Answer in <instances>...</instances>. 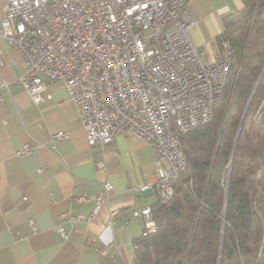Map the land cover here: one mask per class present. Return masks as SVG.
I'll return each instance as SVG.
<instances>
[{
  "label": "built area",
  "instance_id": "2783aa9c",
  "mask_svg": "<svg viewBox=\"0 0 264 264\" xmlns=\"http://www.w3.org/2000/svg\"><path fill=\"white\" fill-rule=\"evenodd\" d=\"M189 2L6 0L0 17V37L22 52L26 66L17 82L32 101L51 100L52 86L62 83L78 106L90 146H105L119 134L138 136L153 148L155 159L151 180L132 190L155 188L165 200L175 195V184L188 168L182 136L215 118L231 78L242 70L226 33L220 55L209 62L202 59L189 37L198 23ZM10 85L2 87L9 90ZM254 117H264V98ZM31 150L26 143L16 154ZM188 184L193 187L194 179ZM113 190L110 180L104 182L91 218L109 202ZM132 216L143 220L142 238L157 231L150 205L137 208ZM29 221L36 229L34 218ZM56 228L67 237L62 223Z\"/></svg>",
  "mask_w": 264,
  "mask_h": 264
},
{
  "label": "crops",
  "instance_id": "0c3cea01",
  "mask_svg": "<svg viewBox=\"0 0 264 264\" xmlns=\"http://www.w3.org/2000/svg\"><path fill=\"white\" fill-rule=\"evenodd\" d=\"M189 5L198 17L189 37L202 59L212 61L221 53L226 21L235 20L246 2L190 0ZM5 6L0 0V17ZM25 66L21 50L0 37V264H135L144 223L132 214L159 197L155 188L132 187L151 180L153 148L135 134L90 146L78 106L63 84L52 86L51 100L36 104L17 82ZM5 82H11L9 90L2 87ZM58 132L67 136L55 138ZM26 143L31 152L18 156ZM107 180L114 184L109 202L91 218L94 198ZM82 195L88 199L77 200Z\"/></svg>",
  "mask_w": 264,
  "mask_h": 264
},
{
  "label": "trees",
  "instance_id": "16d2710c",
  "mask_svg": "<svg viewBox=\"0 0 264 264\" xmlns=\"http://www.w3.org/2000/svg\"><path fill=\"white\" fill-rule=\"evenodd\" d=\"M245 2L246 9L226 21V36L242 63L234 102L239 115L225 124L216 112L212 121L182 136L188 168L175 184V195L151 205L158 228L141 240L135 264H264V194L241 174L254 140L244 122L235 144L240 111L264 66V0ZM262 150L264 132L252 155Z\"/></svg>",
  "mask_w": 264,
  "mask_h": 264
},
{
  "label": "rangeland",
  "instance_id": "374dc122",
  "mask_svg": "<svg viewBox=\"0 0 264 264\" xmlns=\"http://www.w3.org/2000/svg\"><path fill=\"white\" fill-rule=\"evenodd\" d=\"M240 15V14H239ZM240 20V17L237 21ZM256 50L261 52L260 46H256ZM239 76V75H238ZM237 76V77H238ZM236 76H233L228 85V89L225 91L224 98L221 103L217 106L218 115H220L225 124L228 122H232L233 116H236V119L239 115V111L236 113L235 108V90H236ZM264 98V66L259 75V79L257 81L256 86H254L252 93L247 99L246 104L242 110L240 111L241 119L239 118L238 125L240 126V122L244 117V126L246 134L250 133L254 140L249 145V154L247 157L242 159V171L244 178L250 183L254 190H257L258 194H264V161L261 158L262 155L259 156V153L253 156V146L259 142L260 135L264 132V117L261 120L256 119L255 113L256 109L261 101ZM245 114V115H244ZM238 126V128H239ZM238 132V131H237ZM236 139V138H235ZM254 142V143H253ZM264 150L261 151L260 154H263Z\"/></svg>",
  "mask_w": 264,
  "mask_h": 264
},
{
  "label": "water",
  "instance_id": "95a60500",
  "mask_svg": "<svg viewBox=\"0 0 264 264\" xmlns=\"http://www.w3.org/2000/svg\"><path fill=\"white\" fill-rule=\"evenodd\" d=\"M245 115V114H244ZM243 121H244V117L242 118L241 122H240V126L238 128V132H237V135H236V139H235V144L237 142V139H238V136H239V133H240V130H241V127H242V124H243ZM234 147H233V153H232V157H231V162H232V158H233V155H234Z\"/></svg>",
  "mask_w": 264,
  "mask_h": 264
}]
</instances>
